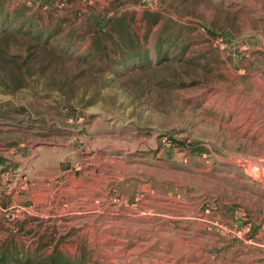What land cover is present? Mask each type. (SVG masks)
Here are the masks:
<instances>
[{
    "label": "rangeland",
    "instance_id": "1",
    "mask_svg": "<svg viewBox=\"0 0 264 264\" xmlns=\"http://www.w3.org/2000/svg\"><path fill=\"white\" fill-rule=\"evenodd\" d=\"M264 0H0V264H264Z\"/></svg>",
    "mask_w": 264,
    "mask_h": 264
},
{
    "label": "bare ground",
    "instance_id": "2",
    "mask_svg": "<svg viewBox=\"0 0 264 264\" xmlns=\"http://www.w3.org/2000/svg\"><path fill=\"white\" fill-rule=\"evenodd\" d=\"M255 173H257L258 171H260L261 172V177L263 176V174H264V171H263V168L262 167H255Z\"/></svg>",
    "mask_w": 264,
    "mask_h": 264
},
{
    "label": "water",
    "instance_id": "3",
    "mask_svg": "<svg viewBox=\"0 0 264 264\" xmlns=\"http://www.w3.org/2000/svg\"><path fill=\"white\" fill-rule=\"evenodd\" d=\"M255 175H256V178H260L261 177V172L258 171L257 173H255Z\"/></svg>",
    "mask_w": 264,
    "mask_h": 264
}]
</instances>
